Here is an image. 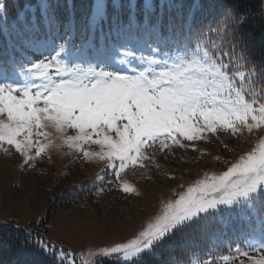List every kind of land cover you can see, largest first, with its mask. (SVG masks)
Here are the masks:
<instances>
[{
	"label": "snow or ice",
	"instance_id": "6c2138e0",
	"mask_svg": "<svg viewBox=\"0 0 264 264\" xmlns=\"http://www.w3.org/2000/svg\"><path fill=\"white\" fill-rule=\"evenodd\" d=\"M206 27L208 32H221ZM195 35L202 40L207 32L202 28ZM186 47L183 53L164 52L162 57L151 45L150 54L132 47L121 52L118 47L83 67L66 62L61 43L54 54L23 66L16 82L12 76L0 77V147L11 146L28 164L51 147L67 146L85 160L105 162L119 180L129 167H144V161L152 159L151 149L188 147L182 141L207 139L218 131L236 135L264 129V97L247 98L253 71L243 70L246 55L235 50L214 55L202 51L199 40L195 50L190 43ZM85 145H95L99 151H88ZM121 190L135 191L126 182ZM261 194L264 138L222 174L206 175L174 193V200L162 202L134 239L101 249L100 254L130 262L201 214L220 206H241ZM37 246L58 264H75L71 252L60 248L57 254L50 241L41 239ZM229 251L202 264H264V219Z\"/></svg>",
	"mask_w": 264,
	"mask_h": 264
},
{
	"label": "rangeland",
	"instance_id": "374dc122",
	"mask_svg": "<svg viewBox=\"0 0 264 264\" xmlns=\"http://www.w3.org/2000/svg\"><path fill=\"white\" fill-rule=\"evenodd\" d=\"M100 13L101 2L94 0V17ZM120 34L123 40H112L100 31L98 40L82 49L65 47L61 56L70 64L87 67L109 49L118 47L121 52L124 47H132L138 53L150 54L149 48L139 39L127 38L128 33ZM141 36L147 40L151 37L149 33ZM40 43L34 47L35 51H45V55L54 54L53 50L59 48L51 42ZM166 52L169 55L182 53L180 50ZM162 56L163 53L158 51V57ZM27 64L30 66V62ZM21 70H11L10 76L15 77L12 82L20 79L17 74ZM3 76L0 73V77ZM246 92L248 99L264 97V91L252 81L246 86ZM260 138H264V129H255L251 133L244 130L236 135L218 131L215 135L208 134L207 139L182 141L190 145L188 147L173 144L163 152L157 147L149 151L152 159L145 160L144 167H129L121 173L119 180L113 170L106 168L105 162L85 160L67 146L51 147L41 157L25 164L24 158L5 144L0 147V223L13 222L17 227L35 228L44 220L48 226L47 240L57 246V254L60 248L71 252L79 264H99L107 258L127 264L144 253H150L152 248L130 262L115 255L105 257L100 254L101 249L134 239L150 218L160 211L162 202L174 200V193L178 195L206 175L222 174ZM84 147L88 151H99L95 145ZM90 180L96 182L95 189L80 192L78 200L69 199L66 194L69 187ZM124 182L135 191L124 193L121 190ZM247 210L250 213L255 210V216L264 211V194L244 205L220 206L201 215L225 213L227 217L238 215L241 218Z\"/></svg>",
	"mask_w": 264,
	"mask_h": 264
},
{
	"label": "trees",
	"instance_id": "16d2710c",
	"mask_svg": "<svg viewBox=\"0 0 264 264\" xmlns=\"http://www.w3.org/2000/svg\"><path fill=\"white\" fill-rule=\"evenodd\" d=\"M100 2L102 13L94 17V0H0L4 6L0 12V73L10 76L12 69L17 71L28 65L27 62L41 58L32 49L38 41L82 49L98 40L100 31L112 40L123 39L122 32L156 47L160 53L167 50L183 53L189 43L195 50L198 40L202 51L214 55L221 51H242L247 57L243 70L253 71L251 81L264 91V0ZM206 26L221 32L219 35L208 32ZM202 28L207 35L201 40L195 32ZM189 32L193 34L189 36ZM143 33L151 37L147 40L141 36ZM161 39L168 44H162ZM95 187L96 182L90 180L72 185L66 194L70 200H78L80 192ZM254 213L255 210L251 213L247 210L241 218L227 217L225 213L201 215L174 229L150 253L127 264H202L205 259L211 261L229 255L230 248L235 249L238 242L242 243L264 218V211L258 216ZM47 230L44 220L35 228L0 223V264H58L37 246L41 239L49 241ZM75 264H79L77 259ZM99 264L120 263L107 258Z\"/></svg>",
	"mask_w": 264,
	"mask_h": 264
}]
</instances>
